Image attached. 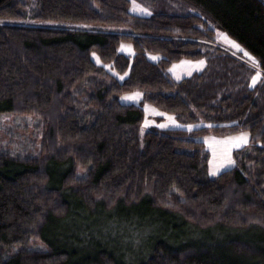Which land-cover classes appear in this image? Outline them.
Wrapping results in <instances>:
<instances>
[{
  "label": "trees",
  "instance_id": "16d2710c",
  "mask_svg": "<svg viewBox=\"0 0 264 264\" xmlns=\"http://www.w3.org/2000/svg\"><path fill=\"white\" fill-rule=\"evenodd\" d=\"M134 1L151 15L0 0V264H264V0ZM181 59L205 67L173 83ZM135 89L184 124L250 131L236 166L209 178L190 132L141 136V107L117 98Z\"/></svg>",
  "mask_w": 264,
  "mask_h": 264
},
{
  "label": "rangeland",
  "instance_id": "374dc122",
  "mask_svg": "<svg viewBox=\"0 0 264 264\" xmlns=\"http://www.w3.org/2000/svg\"><path fill=\"white\" fill-rule=\"evenodd\" d=\"M129 12L132 15L139 17H149L151 12L144 6L138 4L134 0H131L129 6ZM214 44L226 48L234 53L240 54L243 57L249 59L254 63V58L246 51L237 41L229 37L222 31H216L214 37ZM117 52L123 54L128 58H132L135 52L132 42H121ZM146 57L149 61L157 63L161 56L153 53H146ZM92 59L98 65L100 63L96 55H92ZM108 71H110L117 79L122 82L126 78V74L123 76L116 75L109 65H104ZM205 67L204 60H189L181 59L172 63L169 67L163 69L164 74L173 83L179 82L182 79L188 78L195 73H200ZM259 79V74H255L251 81V86L254 85ZM118 102L123 105H135L140 106L143 113V118L140 125L141 136L148 130H172L181 129L190 132L189 136L192 139L200 141L204 144L205 149L208 151V177L214 178L223 171L229 170L236 166L235 152L245 148L250 140L251 133L248 130H241L234 133L216 134L210 131L209 125L204 122H196L192 124H184L179 121L175 115L167 113L152 104L142 103V92L138 89L123 92L118 95ZM206 128L207 133L191 134L193 130L199 128ZM38 246L45 247L44 243L38 241Z\"/></svg>",
  "mask_w": 264,
  "mask_h": 264
}]
</instances>
